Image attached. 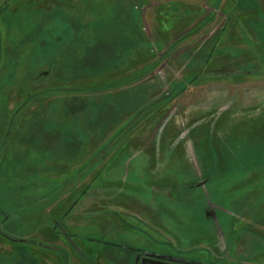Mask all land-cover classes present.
<instances>
[{"label": "rangeland", "instance_id": "obj_1", "mask_svg": "<svg viewBox=\"0 0 264 264\" xmlns=\"http://www.w3.org/2000/svg\"><path fill=\"white\" fill-rule=\"evenodd\" d=\"M247 1L0 0V231L24 241L53 226L82 248L90 240L99 264L101 248L132 254L110 244L207 257L216 236L229 255L238 243L243 260L228 264H264V133L238 132L259 113L264 125V110L248 78L193 95L203 58L179 53L189 26H219L227 6L226 26L240 21L253 42L264 21L237 20L244 2L260 9ZM240 43L227 49L241 61L224 64L230 72L254 68L255 48ZM124 137L140 152L106 168L104 152Z\"/></svg>", "mask_w": 264, "mask_h": 264}, {"label": "crops", "instance_id": "obj_2", "mask_svg": "<svg viewBox=\"0 0 264 264\" xmlns=\"http://www.w3.org/2000/svg\"><path fill=\"white\" fill-rule=\"evenodd\" d=\"M255 1L257 2V5L260 8L259 10L262 12V14H264L263 2L259 3L257 0ZM220 3L223 6L224 3H226V0L225 1L221 0ZM242 7L243 8L247 7L248 10L247 11L241 10L239 12V18L237 19L238 21L240 20V18L242 19L245 17L246 19H249L250 18L249 16H252L253 19L256 20L257 22L264 21V17H260L257 14L259 10L254 9V8H249L245 2L243 3V6L241 5V8ZM222 8H223V11L220 13L222 21L219 26H189V33H192L190 34L189 44L184 45V49L181 52H179L181 54L182 52L187 51L186 49L189 48L190 54H191L190 61L193 60L194 54H197L199 58L200 57L203 58L201 67L192 68V72H193L192 79H195L196 82H194L192 85V87H195V89L192 87L190 88L191 93L198 97L197 95V93H199L198 88H203V87L209 88L212 86L213 87L217 86L216 88H221V89L226 90V89H229V87L231 86L240 85L239 83H236L234 81H238L242 77L248 78V79H251V83L253 85L252 86L253 96H254L253 102L255 104V107L258 106L261 109H263L261 106L264 107V22L263 24H259V26H254L255 31H254L253 42L252 40L245 41L242 38H240V37H243V32H245L244 27L240 26L241 25L240 21L237 22L236 26H226L228 24L227 21L229 22V19L231 18V17L229 18V16H231L230 9L228 6H227L228 9L224 7ZM210 11L213 14V12L217 10L213 11L211 9ZM209 13H206V14H209ZM206 14H203L202 17L197 19V21H199L201 18L206 16ZM259 17L262 19H260ZM203 32H205V34L200 35ZM214 32L216 34L212 38L210 37V40H209L208 37L210 33H214ZM230 32L235 33V35H232L231 37ZM182 36L183 34L180 35L179 39H177L175 45L179 44L182 46L185 41H188L186 37L182 38ZM241 40L247 43L250 49L255 48L254 56L251 57L252 62L254 63V68L251 71L241 70V71L230 72L229 68H224L225 66L224 64H231V62H235V61L239 63L241 61L239 59V56L235 57L234 54H232L234 59L231 61V56L229 55V51L227 49L230 48L233 43L234 44L237 43V46L236 44L235 46L239 47V43L241 42ZM240 45L242 44L240 43ZM214 63L217 65L218 63H220L221 66H213ZM241 84L244 86L243 83ZM233 88H236V87H233ZM240 95L238 97H240ZM237 101L242 103L241 99L239 98L237 99ZM124 138L125 139L122 138L120 141H118V143H120L121 145L115 147L114 150H110V151L106 150L104 152L105 162H107L109 158L110 159L122 158L121 168H126L129 165L130 160L136 154L140 152V151L134 152L133 150H127L125 146L126 144L129 143L130 138L129 137H124ZM109 165H112V164H108L107 162V165L105 167L107 168ZM122 173L123 172H120L119 174H122ZM37 233L38 232H36V236H38ZM35 237L31 239H35ZM41 237L44 239H48L45 236H41ZM35 240L38 241L37 238ZM3 245H5L7 248L9 247L6 245L5 242L3 243ZM60 246L63 247L64 245H60ZM18 248H21V250H18ZM22 249H25V248H23L21 245V247L12 248L8 252H3L0 255H3L9 259L14 258V260H18V259L21 260L23 259L22 254L24 255L30 254V258L32 260L30 264H64L61 254L55 250H51L49 248L41 247L38 245H29L28 250L25 249V251L27 252H24V251L22 252ZM67 264H74V263L71 261L70 263L67 262Z\"/></svg>", "mask_w": 264, "mask_h": 264}, {"label": "flooded vegetation", "instance_id": "obj_3", "mask_svg": "<svg viewBox=\"0 0 264 264\" xmlns=\"http://www.w3.org/2000/svg\"><path fill=\"white\" fill-rule=\"evenodd\" d=\"M243 106H245V105H243ZM239 109H241V107ZM260 109L261 108H259V110ZM261 110H264V108ZM259 116H260V113L254 117L255 122L251 123L250 125L248 123L246 124V122H245L246 118L241 119L242 120V121L240 120L241 123L238 124V132H240L243 129L248 130L250 127H254V130L256 129L255 130L256 132L254 135L256 137L262 136L261 134L260 135L257 134V133H264V128H263L264 125L263 124L261 125V123H260L261 121L257 122V119ZM230 120H231V118H230ZM230 120H228V124L226 121L223 124H221L222 128L230 129V127L233 126V123H231V124L229 123ZM239 125H242L241 130L239 128ZM243 125H246V126H243ZM239 142H242V140H240ZM118 145H119V143H118ZM117 146H115V147H117ZM63 216H65L64 213L58 219H56V222H59L60 218H62ZM136 217H138V216H136ZM35 232H38V234H41V235L45 236L46 238H48L50 240L49 242H52V244L51 243H49V244L42 243V242H39V241H37L35 239H31V238L24 239V241H23V239L16 240L15 238H11L9 235H7L2 230L0 231V243L5 242L6 245H9L10 248L7 249L6 252H8L12 248L21 247V245L23 248L28 250L29 245L27 246L25 243H23V242H26L27 244H30V245H38L41 247H46V248H49L51 250L57 251L58 253L61 254V257L63 258L64 264H67V262L70 263L71 261L74 264H99V263H97L96 259H92L89 256L90 252L93 251V248L91 246L92 243L90 240H87L90 243H87V246L85 248H82V247L78 246L76 243L72 244L70 242V238H72V237L70 235H68L67 232L55 231L53 229V226H43V225L42 226H36V228H34L30 232V234H33ZM241 232H239L237 234L239 235V234H241ZM61 237H63V239L65 241L63 247L58 245V244L53 243L55 240H58ZM237 244L238 243H236V242H232L231 238H230L228 246L232 250V255H229L226 251L227 250L226 248H228L227 245L223 246L220 239H218V237L215 236V239L213 241V247L215 249L214 252H211V253H209V255L207 257H202V258H197L196 256L189 255V254L187 255V253H184L181 249H175V251H171V249H166V248L156 249V250L155 249L154 250L153 249H137V248L126 247V246H122V245H118V244H110V245H112L115 248L125 249L127 251L129 249L132 251V254H130V256L125 255V254L121 255V254L112 253L110 251H106L102 248H101V250L99 249V251H100L101 256L105 259L106 264H228L230 261H234V262L239 261L240 262L243 260L242 258H240V257H242V255H241V252L239 251L240 248ZM192 248H193V246L189 247L187 249H192ZM25 249H22V252L23 251L27 252V251H25ZM18 250H21V248H18ZM76 254H78V256L82 257L84 260L83 261L74 260L73 256H76ZM127 254H128V252H127ZM26 256L29 257L30 263H31L32 260L30 258V254H26V255L22 254V258H25ZM26 262H27V260H26ZM100 264H102V263H100Z\"/></svg>", "mask_w": 264, "mask_h": 264}, {"label": "trees", "instance_id": "obj_4", "mask_svg": "<svg viewBox=\"0 0 264 264\" xmlns=\"http://www.w3.org/2000/svg\"><path fill=\"white\" fill-rule=\"evenodd\" d=\"M86 69V68H85ZM92 69V68H91ZM11 261H14V258H11Z\"/></svg>", "mask_w": 264, "mask_h": 264}]
</instances>
